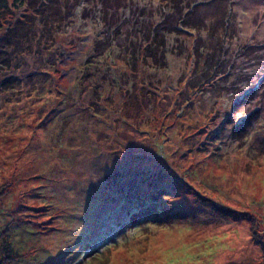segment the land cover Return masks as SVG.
Returning <instances> with one entry per match:
<instances>
[{
	"label": "rangeland",
	"instance_id": "rangeland-1",
	"mask_svg": "<svg viewBox=\"0 0 264 264\" xmlns=\"http://www.w3.org/2000/svg\"><path fill=\"white\" fill-rule=\"evenodd\" d=\"M74 1L46 31L0 8L3 26L30 19L0 65L12 261L264 264V78L249 100L236 91L264 64V0ZM142 203L156 222H137Z\"/></svg>",
	"mask_w": 264,
	"mask_h": 264
},
{
	"label": "trees",
	"instance_id": "trees-1",
	"mask_svg": "<svg viewBox=\"0 0 264 264\" xmlns=\"http://www.w3.org/2000/svg\"><path fill=\"white\" fill-rule=\"evenodd\" d=\"M63 1L65 2V0H0V8H4V7L8 6L9 3H12L15 6L23 5V6L27 7L28 9H32L33 10V16H34L33 18H34V21L36 22L35 24L39 27V30H44L45 28L49 29L50 25L53 23H56L57 20H61L63 8H65V7L67 8L66 4L68 3V1H67V3L65 4L66 6H65L64 3H62ZM195 1L196 2H194V3L190 2V1L187 2V5L189 6L186 8L187 11L195 4L205 3V2L210 1V0H198V1L195 0ZM81 2L82 1H80V0H78V2H77V0L74 1V3L72 4V7L73 6L76 7L77 11L79 10V12L82 13L83 10L88 8L87 7L88 5L83 7ZM100 2H98L97 8H99V7L103 8L105 6L104 4H102ZM118 7H123V5L120 4V5H118ZM110 8H111V6L106 4V6H105L106 10L105 11L108 12V10H111ZM96 11H97V9H96ZM99 11H102V10L99 9ZM26 18H28V15H22V16L20 15V16L16 17L15 23H13L12 25H10L11 23H9L7 26H3V23L0 22V65L1 66H2V64L7 65V66L10 65V63H9L10 58L6 59L8 57L5 55H8V52L10 51V49H12V52H14V53L16 52L15 48L18 49V46H19L18 41L16 42L15 38L17 35L19 36L20 30L22 29V27H25L26 25H28L27 23L30 19L28 20ZM180 19H181V27H183L185 29H187V28H193L196 30L202 29L203 20L189 22V21H185L184 18H180ZM205 21H207V20H204V22ZM140 30H142V29H140ZM204 30L207 31L205 28H204ZM45 31H46V29H45ZM20 37H22V36H20ZM249 50H254V48L251 47V48H249ZM220 51H222V50L219 49L218 52H220ZM221 53L223 54L222 57L221 56L218 57V55H217L219 62H217L216 66H219V67H217L216 71H218L220 69H222V70H220L218 72V74H216L215 76L222 77V78H220V80H222V79L225 80L228 76H230L229 74L232 73V72L229 73V71L232 70V68L234 66V62L228 63L227 61H228V59H231V55H227V52L223 53V51ZM239 56H242L240 58H245L246 61L248 62L247 65H245V67L257 65L256 64V62L258 60L257 52H254V54L252 56H248L244 53L239 55ZM205 63L207 64L206 61H205ZM227 65L230 66L231 68L228 67ZM225 66H227V68H229L230 70L228 71L225 68ZM224 68H225V70H224ZM260 68H262V69H258L256 71L257 73H255L254 75H247L250 78H252L251 80L247 79L248 80L247 86L244 87V85H242L239 87L240 84L237 85V88H236L237 92L240 91V89H242L241 94H238L239 95L238 100L245 101V100H249L250 96L254 97V91L255 90L258 91V88L260 87L261 79L264 78V64H262L260 66ZM246 74H249V73H246ZM196 75L197 74H195V76ZM260 98H262L261 103L264 102L263 101L264 100V90L261 91ZM261 103H260V105H261ZM242 121H243V119H242ZM143 204L144 203L141 204L142 206L140 205V206L134 207L133 209H130V211L134 210V212H139L140 216L138 215L136 217L137 222H138V220L144 221V222H156V218H158V215H156V213L154 214L153 213L154 211L152 213H150V211H151V210H149L150 208H148V207L145 208L143 206ZM139 209H142V211H139ZM141 212L143 214H141ZM159 217H160V215H159ZM160 218H162V217H160ZM25 227L26 226H24L23 228H25ZM10 239L12 240V238H10ZM10 239L6 240L7 241L6 244H2L3 242L0 243V264H18L17 262L12 261L14 258V256L12 254L15 253L16 247L13 245V242Z\"/></svg>",
	"mask_w": 264,
	"mask_h": 264
}]
</instances>
